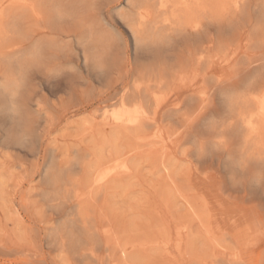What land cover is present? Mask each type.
Masks as SVG:
<instances>
[{
	"label": "rangeland",
	"instance_id": "rangeland-1",
	"mask_svg": "<svg viewBox=\"0 0 264 264\" xmlns=\"http://www.w3.org/2000/svg\"><path fill=\"white\" fill-rule=\"evenodd\" d=\"M34 3L0 0V264H264V220L238 199L243 185L264 192V124L245 123L264 99V66L251 75L263 85L249 95L218 92L211 113L199 115L208 97L197 79L196 94L152 89L168 100L149 124H104L100 109L116 107L120 74L32 53L28 66ZM197 25V42L245 26L264 61V0H197ZM120 29L132 57L129 31ZM248 63L220 64L221 74ZM177 97L185 103L175 111ZM54 185L67 191L64 209ZM70 218L85 219L93 250L79 254L51 235Z\"/></svg>",
	"mask_w": 264,
	"mask_h": 264
},
{
	"label": "bare ground",
	"instance_id": "bare-ground-1",
	"mask_svg": "<svg viewBox=\"0 0 264 264\" xmlns=\"http://www.w3.org/2000/svg\"><path fill=\"white\" fill-rule=\"evenodd\" d=\"M34 5L38 28H34L33 36L37 39L34 49L26 52L28 66L31 65L29 54L32 53L38 60L42 56L45 60L54 58L57 66L80 59L98 76L108 72L120 74L121 88L111 98L116 107L108 109L104 106L100 109L99 116L104 124L128 128L152 122L168 100L167 96L157 95V90H152L154 88L166 89L168 94L172 90L179 93L188 88L196 94L197 79L201 80V87L208 97L206 108L199 113L204 115L216 111L214 100L218 92L242 89L249 95L263 85L261 80L251 77L257 68L264 66L263 52L255 45L257 38L245 26L231 34L208 35L197 42V0H36ZM116 6L120 8L116 9L117 18H114L112 10ZM121 25L129 31L134 49L132 57L128 53L127 39H123L122 45L116 38V35H122ZM189 35L196 36V39H191ZM23 39L25 42L31 39L30 34ZM181 39L183 44L179 43ZM241 57L247 58L249 63L237 67L232 75L221 74V67H229L231 63L235 65ZM220 64L223 66L220 67ZM74 66L77 67L75 63ZM211 78L216 79L212 84L209 81ZM114 79L116 81V77ZM177 98L175 111L185 103V100ZM193 111L194 108L191 114ZM254 119L264 124V99L255 112L247 115L245 123L248 127H253ZM196 124L197 112L192 115L187 130H193ZM263 159L259 158L260 161ZM115 170V167L108 168L100 173L98 183ZM256 178L259 180L260 176ZM54 186L58 200L55 205L58 210L64 209L69 206L67 191L63 189L62 193H58L59 185ZM248 190L243 185L238 199L246 203H243L244 209L257 211L263 221L264 192ZM78 192L77 199L80 197ZM88 230L85 219L80 223L76 218H70L61 229L54 228L51 235L59 238L60 245H68L80 251L79 254H85L93 250L94 245ZM85 241L87 247L84 246Z\"/></svg>",
	"mask_w": 264,
	"mask_h": 264
}]
</instances>
